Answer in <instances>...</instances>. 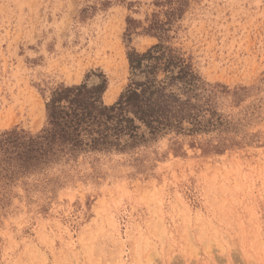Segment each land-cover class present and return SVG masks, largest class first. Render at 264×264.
I'll return each instance as SVG.
<instances>
[{"label": "rangeland", "instance_id": "1", "mask_svg": "<svg viewBox=\"0 0 264 264\" xmlns=\"http://www.w3.org/2000/svg\"><path fill=\"white\" fill-rule=\"evenodd\" d=\"M180 1L168 44L206 81L247 88L221 107L228 131L0 183V264H264V0ZM167 2L0 0V132L40 131L61 84L104 75L114 93L103 100L115 103L130 82L127 45L158 42L125 38L127 18L141 32L155 14L166 19Z\"/></svg>", "mask_w": 264, "mask_h": 264}, {"label": "trees", "instance_id": "2", "mask_svg": "<svg viewBox=\"0 0 264 264\" xmlns=\"http://www.w3.org/2000/svg\"><path fill=\"white\" fill-rule=\"evenodd\" d=\"M167 3L166 19L155 14L141 32L136 30L142 23L127 18L125 38L142 33L158 42L144 52L127 45L130 82L115 103L103 100L108 86L104 75L92 86L61 84L45 99L40 131L13 127L0 132V183L7 185L81 156L131 152L169 135L228 131L230 123L221 107L227 96L247 88L231 90L224 83L206 81L181 49L168 44L184 9L180 0ZM227 140L221 136L220 147L228 146Z\"/></svg>", "mask_w": 264, "mask_h": 264}, {"label": "bare ground", "instance_id": "3", "mask_svg": "<svg viewBox=\"0 0 264 264\" xmlns=\"http://www.w3.org/2000/svg\"><path fill=\"white\" fill-rule=\"evenodd\" d=\"M110 93V91L109 92H107L105 95H107L108 97H110L111 95H113V93H114V91H111V93Z\"/></svg>", "mask_w": 264, "mask_h": 264}]
</instances>
